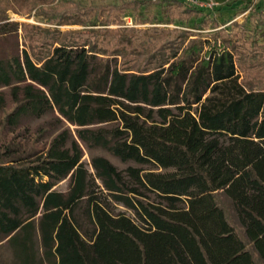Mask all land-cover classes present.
Instances as JSON below:
<instances>
[{
    "label": "trees",
    "instance_id": "16d2710c",
    "mask_svg": "<svg viewBox=\"0 0 264 264\" xmlns=\"http://www.w3.org/2000/svg\"><path fill=\"white\" fill-rule=\"evenodd\" d=\"M45 1L12 3L29 13ZM165 1L195 13L197 29L208 22L187 0L47 1L38 11L62 26L123 24L121 14ZM8 6L0 0V35L21 30L22 47L0 58V85L15 102L6 124L51 113L39 131L54 132L47 145L0 142L9 264H264V4L218 30L162 37L157 26L33 35ZM81 143L156 168L120 170L100 154L90 172Z\"/></svg>",
    "mask_w": 264,
    "mask_h": 264
},
{
    "label": "rangeland",
    "instance_id": "374dc122",
    "mask_svg": "<svg viewBox=\"0 0 264 264\" xmlns=\"http://www.w3.org/2000/svg\"><path fill=\"white\" fill-rule=\"evenodd\" d=\"M10 1V6L7 7L6 14L10 17V20H16L19 22H26L27 24L31 25L32 28L29 30H32L35 35V31L33 30L34 27H57L61 30H65L67 28L69 29H81L82 27L85 29L90 28H111L116 29L118 27H127L126 34L127 36L130 35V29H134L138 33L145 34L146 30L152 28V26H157L161 28V34L159 37H162L166 34L173 33L175 30L185 29L192 31L193 33H208V31H214L222 28V26H228L230 25L232 20H238V22H242L245 18V16L248 14L249 7L253 4L263 5L264 0H211L213 1V7L209 6H202L205 8V13L208 16V22L204 23V26L202 29L195 28L194 20H195V13L192 14V17H190L191 14L186 15H180L179 9L170 3L160 2V3H152L148 4L141 9H138L137 12L133 14H121V19L123 21V24H111L109 25H95V26H83L81 25H56L55 23L50 24L47 23L46 17L43 13H39L38 8H48V2L47 1H53L52 4H56L58 7L62 8L63 3L62 0H46L45 2H39L37 8L32 9L29 13H16V10L14 8L19 7L17 4L12 3V0ZM21 2L29 1V0H19ZM75 3L82 4L85 6H94V5H101L106 4L108 2L110 3H120L122 0H71ZM127 1V0H124ZM199 1H205V0H199ZM248 2V3H247ZM9 3V2H8ZM56 7V6H55ZM66 8V6H65ZM180 15V16H179ZM142 31V32H140ZM31 33V32H30ZM22 35L21 30L18 31V33H14L13 31L11 34L8 35H0V58L4 59L6 57V54L8 52H14L16 53V50H20L22 47ZM259 42L263 43L264 41V27H261L259 31ZM133 41L136 43L139 42V39L136 40V38H133ZM264 56V54H263ZM144 56L140 55L137 56V62L141 61ZM120 60V56H118V61ZM262 66L264 65V62H260ZM259 64V63H258ZM260 68L256 67L255 69ZM257 74L261 73L262 71L257 69ZM243 73V72H242ZM244 76V73H243ZM0 91L2 92L4 97V106H0V142L8 143L9 141H17L19 143H34L36 146H41L44 143L47 145V143L50 141V139L53 136L54 132H41L39 131V127L43 125L44 122H46L48 119H50L53 114L46 113L43 114V116L39 118H33L28 116H23L20 118L19 123L15 126H11L6 124L5 117L6 114L9 113L13 107L15 102H13L11 95H10V88L8 86H1L0 85ZM72 126V125H71ZM73 127V126H72ZM81 147L83 148V157L82 161L85 163L86 168L90 172H93V168L90 164V159L92 156L95 155H102L107 158L110 162H112L116 167L120 170H124L127 166H139L144 168H152L155 169L156 167L152 164H138L134 161H121L116 155H112L107 150L100 147H94V148H88L83 143H81ZM68 185V180L64 179L63 181H59V183L56 185V187L60 190H65ZM116 210H124L128 214L130 212L126 210L122 206H116ZM78 217H81L82 221L83 216L81 215V209L77 211ZM0 260L2 264H9L8 261H10V252L9 250L3 246L0 248Z\"/></svg>",
    "mask_w": 264,
    "mask_h": 264
},
{
    "label": "built area",
    "instance_id": "2783aa9c",
    "mask_svg": "<svg viewBox=\"0 0 264 264\" xmlns=\"http://www.w3.org/2000/svg\"><path fill=\"white\" fill-rule=\"evenodd\" d=\"M187 1H189V2H191V3H195L196 5H199V6H209V7H213L214 5V3H213V1H211V0H205V1H199V0H187Z\"/></svg>",
    "mask_w": 264,
    "mask_h": 264
}]
</instances>
